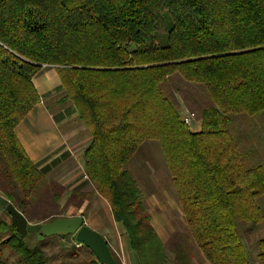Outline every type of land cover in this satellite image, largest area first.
I'll return each instance as SVG.
<instances>
[{
	"label": "trees",
	"instance_id": "trees-1",
	"mask_svg": "<svg viewBox=\"0 0 264 264\" xmlns=\"http://www.w3.org/2000/svg\"><path fill=\"white\" fill-rule=\"evenodd\" d=\"M43 66L58 70L90 129L86 171L141 264L166 250L191 264L194 249L208 264H249L237 223L263 220L264 168L247 166L229 124L264 112V0H0V195L31 224L63 214V190L15 135L40 102L32 80ZM175 76L211 99L198 132L180 114ZM148 141L161 148L186 225L166 246L125 169ZM45 246L29 247L0 212V264H48Z\"/></svg>",
	"mask_w": 264,
	"mask_h": 264
},
{
	"label": "rangeland",
	"instance_id": "rangeland-1",
	"mask_svg": "<svg viewBox=\"0 0 264 264\" xmlns=\"http://www.w3.org/2000/svg\"><path fill=\"white\" fill-rule=\"evenodd\" d=\"M174 84L180 91L177 99L182 118L189 117L188 126L192 131L200 129L201 112L211 104L206 90L199 85L185 82L179 76H175ZM230 121L229 129L244 159L264 168V112L255 116L231 115ZM247 166L251 167L248 164ZM125 169L136 184L140 195L139 200L158 239L166 246L167 240L174 232L185 233L186 225L176 203L159 144L156 141L142 144L134 158L126 164ZM257 203L263 215L262 222L237 223V231L248 255L249 264H264L259 258L262 251L260 241L264 239V195L257 200ZM54 211H56L55 207ZM73 240L75 241L74 236L44 238L38 234H28L25 237L29 247L41 243L46 245L44 249L50 258L48 264H99L95 258L93 259L85 252V249L80 248L81 244L73 243ZM110 250L119 264L132 261L121 242ZM165 253V259L159 264H175L174 254L167 250ZM191 257V264H207L196 249L192 251ZM152 259L154 257L148 261Z\"/></svg>",
	"mask_w": 264,
	"mask_h": 264
},
{
	"label": "crops",
	"instance_id": "crops-1",
	"mask_svg": "<svg viewBox=\"0 0 264 264\" xmlns=\"http://www.w3.org/2000/svg\"><path fill=\"white\" fill-rule=\"evenodd\" d=\"M32 84L40 102L18 124L15 135L46 182L63 190L59 208L64 214L59 218L82 217L84 224L101 234L110 248L120 242L124 245L132 260L127 264H141L126 229L114 220L109 204L98 194L86 171L84 151L90 144L91 132L67 98L58 70L43 66ZM244 160L249 166H259Z\"/></svg>",
	"mask_w": 264,
	"mask_h": 264
},
{
	"label": "water",
	"instance_id": "water-1",
	"mask_svg": "<svg viewBox=\"0 0 264 264\" xmlns=\"http://www.w3.org/2000/svg\"><path fill=\"white\" fill-rule=\"evenodd\" d=\"M0 212H5L9 216L11 225L22 238L28 234H39L45 238L74 236L75 241L88 249L99 264H117L104 237L87 227L80 216L31 224L2 195H0Z\"/></svg>",
	"mask_w": 264,
	"mask_h": 264
},
{
	"label": "built area",
	"instance_id": "built-area-1",
	"mask_svg": "<svg viewBox=\"0 0 264 264\" xmlns=\"http://www.w3.org/2000/svg\"><path fill=\"white\" fill-rule=\"evenodd\" d=\"M183 120H184V122H185L187 125H189V117L186 116V118L183 119Z\"/></svg>",
	"mask_w": 264,
	"mask_h": 264
}]
</instances>
